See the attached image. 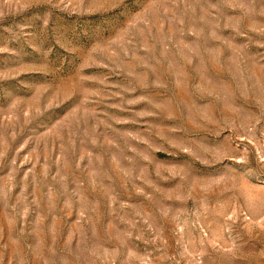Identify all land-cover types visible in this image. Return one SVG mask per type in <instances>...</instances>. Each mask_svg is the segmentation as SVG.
I'll return each instance as SVG.
<instances>
[{
    "label": "rangeland",
    "instance_id": "rangeland-1",
    "mask_svg": "<svg viewBox=\"0 0 264 264\" xmlns=\"http://www.w3.org/2000/svg\"><path fill=\"white\" fill-rule=\"evenodd\" d=\"M0 264H264V0H0Z\"/></svg>",
    "mask_w": 264,
    "mask_h": 264
}]
</instances>
